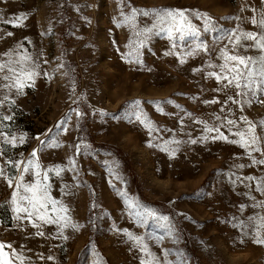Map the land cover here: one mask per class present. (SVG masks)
<instances>
[{"label":"rangeland","instance_id":"1","mask_svg":"<svg viewBox=\"0 0 264 264\" xmlns=\"http://www.w3.org/2000/svg\"><path fill=\"white\" fill-rule=\"evenodd\" d=\"M169 8L186 10L198 28L203 22L196 12L209 16L221 34L237 25L257 32L251 19L264 11V0H0V62L30 56L40 73L22 94L0 88V115L12 117L0 124V168L7 176L17 172H9V160L33 159L41 173L65 169L60 176L48 173L50 194L67 208L62 215L83 226L64 229L63 239L58 225L37 229L27 220L17 222L11 203L15 187L0 177V244L11 245L5 248L9 256L15 250L23 264H148L154 257L174 262L179 251L188 264H264V244L253 241V229L244 236L243 229L233 227L234 216L245 221L264 216V209L253 207L264 195L229 179L233 173L264 177V166L238 169L250 163L243 149L201 140L215 133L194 121L211 123L210 114L220 107L203 104L214 98L216 84L195 71L205 69L209 54L200 52L180 64L183 44L173 50L166 32L143 34L154 20L140 11ZM17 17L23 18L19 26L3 22ZM216 35L208 34L205 42L211 44ZM172 51L177 55H165ZM218 55L211 56L213 62ZM240 115L236 111L237 119ZM243 115L258 122L264 106L246 108ZM4 137H15V146ZM49 140L61 147L41 144ZM73 162L75 170H67ZM34 179L25 174V182ZM129 203L168 216L172 235L151 220L139 224ZM127 233L143 237L153 255L141 252ZM166 251L171 254L165 256Z\"/></svg>","mask_w":264,"mask_h":264},{"label":"snow or ice","instance_id":"2","mask_svg":"<svg viewBox=\"0 0 264 264\" xmlns=\"http://www.w3.org/2000/svg\"><path fill=\"white\" fill-rule=\"evenodd\" d=\"M253 11L255 12L256 10L253 9ZM136 14L137 11L133 9L132 17H135ZM140 15L145 17L152 16L154 20L151 28L143 29L145 38L146 34L156 29L159 32H166L173 50L179 49L181 44L184 45V52L179 53L180 64L185 63L186 57L197 55L200 52L209 54L210 59L205 69H196L195 71H201L204 79L213 80L216 84V87L212 89L214 98L204 100L203 104L207 106L220 105V107L218 113L210 114L211 123L203 120L194 121L204 125L202 131L215 133V135L203 136L201 140L223 141L243 149L249 157L250 163L247 165H236L238 169L264 166V119L254 122L246 115H243L246 108H251L253 105L264 106V11L260 12L259 18L254 16L251 19V23L258 29L257 32L241 31L239 25H237L232 30L223 32V34H221L222 30L217 29L216 24L213 23L209 16L200 12H196L194 15L196 19L202 20V28H198L192 23L186 10L171 8L153 10L152 12L141 10ZM2 19V16H0V20ZM22 19L17 17L16 21L3 22L19 26V22ZM236 19L239 20L240 18L237 17ZM214 31L217 32V35L213 38L211 44L206 43L207 35ZM141 34L140 32L137 33V35ZM8 35H11V33H8ZM141 44H143V41H141ZM217 52L219 55L215 56V62H213L211 56ZM252 52L255 54H250ZM165 55H177V52H166ZM38 67L39 65L30 56L0 62V88H15L18 94H22L25 84L27 82L34 83V78L40 74L36 71ZM28 86H31V84H28ZM220 97H223V99H220ZM6 99L7 97L5 96ZM135 103L139 106L138 101ZM167 103H172V101H167ZM176 107L180 108L179 105H176ZM236 111L241 113L238 119L235 116ZM101 115H107V113H101ZM187 115L192 117L190 112ZM77 116L80 118L83 113L77 112ZM136 119L140 123L145 124V127H148L150 132L153 130L139 115L136 116ZM10 120H12L11 116L0 115V124L3 121ZM66 122L64 121V123ZM57 127H60V125H57ZM222 128L226 129L229 135H225L221 131ZM3 135V128H0V136ZM230 136L235 138L230 139ZM4 142L15 146V137L11 140L4 137ZM20 142H24L23 137L20 138ZM189 142L197 144L198 140L191 139ZM172 143L179 144L180 142L173 141ZM41 144L52 148L61 147L58 142L51 143L50 140L41 141ZM76 149L77 152L80 151L79 144ZM6 154L5 151L4 155ZM171 154L175 155V149L172 150ZM255 154H259V158ZM31 157H36L35 151L31 153ZM8 163L11 164L9 172H12V169L17 170L14 174L19 175V181H14V174L5 176L3 168H0V177L6 179L8 187H15V190L11 193V203L17 222L27 220L37 229H39L41 224L58 225L59 235L63 239H67V237L63 236L64 229L71 227L78 231L80 227H83L82 225L72 224L69 217L62 215L61 213L67 212V208L61 202L53 199L50 194L51 186L47 183L49 180L48 173L54 171L56 176H60L65 169L57 167L41 173L38 170L39 165L33 164V159H28L26 162H12L9 160ZM67 170H75L74 162L73 167ZM25 174L34 176V181L25 182ZM229 179L233 185L244 184L249 191L264 195V177H241L233 173ZM253 185L255 186L253 187ZM65 187L67 188V185ZM242 195H247V193ZM252 199L255 201V197H252ZM129 207L135 208L133 215L139 224L148 225L151 220L157 227L172 235L174 226L170 225L168 216L158 215L155 210L144 208L139 203H129ZM253 207L264 209V202H254ZM244 209L245 205H241L240 211L243 212ZM233 220L238 221L233 224V227L243 229L244 236H248L249 232L247 230L252 228L253 241L257 244H264V236L261 235V230L264 229V216H248L247 221L234 216ZM37 235L43 236L44 233L38 231ZM127 235L130 240L136 242L141 252L153 255L149 253L148 245L143 244V237L132 236L130 233H127ZM6 247L11 249V245L0 244V264H15L17 258H19L20 264H23V257L16 253L15 250H12L9 256L5 252ZM170 254L168 251L164 253L165 256ZM175 255L177 259L174 262L169 260L161 261L154 257L153 261L148 262V264H188V258L183 253L177 251ZM48 259L51 260L53 257L49 256ZM141 264H146V261L142 260Z\"/></svg>","mask_w":264,"mask_h":264}]
</instances>
